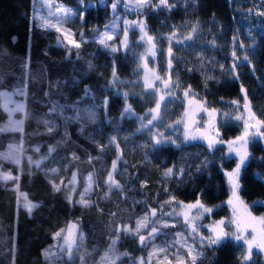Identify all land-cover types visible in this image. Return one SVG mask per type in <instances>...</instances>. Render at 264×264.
I'll return each mask as SVG.
<instances>
[{
    "label": "trees",
    "instance_id": "1",
    "mask_svg": "<svg viewBox=\"0 0 264 264\" xmlns=\"http://www.w3.org/2000/svg\"><path fill=\"white\" fill-rule=\"evenodd\" d=\"M56 1L78 13L68 26L76 35L83 33L87 38L79 49L62 46L55 32L34 24V0H0V91L23 90V95H16L25 104L23 131L0 132V149L17 142L24 156H43L39 168H28L24 158L20 165L0 159V167L12 168L19 176L18 181L0 180V264H48L43 250L53 242L54 234L70 222L79 221L86 249L105 245L110 236L114 237L117 225L134 228L135 220L147 215L150 207L159 211V205L170 196L183 202L199 199L212 207V218L227 216L224 171L235 166L236 160L228 156L224 146L209 148L193 140L154 148L149 130L137 131L140 125L134 116H121L126 105L142 112L154 102L148 94H130L138 75L142 45L137 33L131 32L125 51L111 54L92 40L112 16L108 5H100L97 0H91L89 7L81 3L86 0ZM168 4L174 6L146 10L144 16L149 34L160 39L159 52L165 47L163 37L173 31H189L191 39L187 44L172 46L175 81L178 72L180 87L191 85L211 107L225 108L227 102L245 101L246 90L251 112L264 120V16L257 14L264 12V0H168ZM208 42L216 46L209 47ZM233 49L239 52L240 59L231 70L229 53ZM245 55L248 60L243 59ZM113 69L119 80L115 85H111ZM85 88L93 95L85 97ZM123 93L128 96L125 98ZM104 100L108 101L106 108L102 106ZM54 104L75 105L96 115L92 121H66L50 111ZM180 108L178 103H166L161 109L176 113ZM74 115L71 107L64 108V116ZM7 116L0 97V124ZM44 120L56 122L52 133L47 132ZM240 126L237 122L222 126L223 138L235 135ZM112 137L116 144L109 143ZM50 146L55 149L51 154ZM247 152L249 158L240 171L239 191L251 212L261 214L264 207L254 202L264 201V138L249 139ZM73 154L79 159L74 160ZM117 157L120 159L114 179L123 188L112 189L105 198L109 190L102 181L107 179ZM174 166L184 168L185 175L178 176L174 170L171 178L165 177L164 172ZM52 169L59 171L53 173ZM74 171L78 176L75 196L86 185L89 174L96 181L90 198L95 202L93 206H81L75 196L69 202V191L63 185L59 192L54 191L52 182L60 184L63 180L66 185L65 180ZM21 194L35 200L38 207L29 213ZM159 236L156 240L162 242ZM101 246L93 257L100 256L104 248ZM116 249L128 253L117 264H130L137 254H148L147 246L131 235L122 234ZM203 251L204 256L196 264H264L260 252H254L248 262L241 261L239 246L231 238L213 248L205 246Z\"/></svg>",
    "mask_w": 264,
    "mask_h": 264
},
{
    "label": "snow or ice",
    "instance_id": "2",
    "mask_svg": "<svg viewBox=\"0 0 264 264\" xmlns=\"http://www.w3.org/2000/svg\"><path fill=\"white\" fill-rule=\"evenodd\" d=\"M121 2V0H116V2L112 3V9L115 11L117 9L118 4ZM43 5L48 9L47 15H41L39 16V20L41 22V26L47 29H55L58 32H62L65 39H67L68 44L72 45V47L79 49L81 47V44L77 42L75 39H73L68 31H65L62 29V25L66 23L69 19H71L73 16H77V11H74L71 8H67L63 5L56 4L53 5L51 3V0H42ZM165 8H171L174 5H169L168 0H159L158 4L152 5V0H134V10L139 12V10L145 8V7H154L155 9H159L160 7ZM125 8L133 7L132 0H129L128 3L124 4ZM54 9V10H53ZM83 9L80 10L82 13ZM258 15L264 16V12L257 13ZM125 28L123 31L124 39L122 41L123 47H127V25L130 23L133 27L138 28L144 35H142L140 38L141 40H145V37H147V41L151 42L154 37L147 36V33L145 31L146 25L142 21H125ZM196 28L194 27L192 29V32H196ZM81 37H83V33L80 34ZM175 32L172 34L171 37H168L169 40V47L167 49V61H166V77H160V76H152L150 77L149 74L146 72L144 75V88L145 89H154L153 95L156 94V92L159 91V89H156L155 82L156 80L160 81L161 87L166 91V93L169 96H172L173 91L180 87L179 85V73H176V81L172 80V61L175 59L172 55V47L171 42L175 38ZM188 39H191V36L187 37ZM15 39V38H13ZM113 37L109 35L107 32H105L100 40L99 43L103 45L105 48H109L111 52L119 51V48L114 46H109L107 44L108 40H112ZM236 38L233 37V42L235 43ZM61 45L62 41L60 42ZM179 43V41H177ZM240 47H243V43H240ZM152 48H155V45H152ZM70 51V49H69ZM151 51V50H150ZM152 55H155L154 52H151ZM232 56L236 59H240L236 56V52H232ZM244 60H248V56L245 55L243 57ZM91 67V65L89 66ZM232 68H236L235 61L232 64ZM238 75V74H236ZM119 80L116 76V71L113 69L112 71V81L111 85H115L118 83ZM243 90V89H242ZM244 91V98H245V104L243 105V108L247 111L248 115L247 118L243 115L235 117L236 120L243 122L244 132L241 136L237 137L236 140L241 142V146L237 148H233L232 145L235 143V141H223V140H214L213 138L209 137L206 133L198 132V130H194L188 120L182 118L181 120L176 121V124L183 123L184 125V135L183 139L184 141L189 140H197V139H205L207 140V144L209 148H214L217 143L223 144L227 143L229 145V152H235L237 156L239 157V163L237 164L236 168L228 173L229 182L232 187V197L234 199H230L228 201V204L233 205V216L231 219L227 221L229 225H233L235 228V231H226L225 230V220L215 221L211 225H204L203 227H206L209 230V235L204 236L200 233V226L197 225L196 221L203 219L205 214H209L213 211L212 208L205 206L199 199L196 200L195 203L190 204H184L183 201L177 200L175 196H170L168 200H166L163 204L159 205V212L157 211V208H149L148 214L141 217L140 219L135 220V227L133 228L132 225H117V227L114 229V237H109V243L107 245L106 250H104L103 254L100 256L99 264H117V261L120 259L121 256H127L128 253H118L116 249V245L119 243V241L122 238V234L124 236H134L138 238L141 245L149 246L151 242H154L155 238L161 234L162 228H171L175 227L174 224H169L165 217L172 218L173 216L180 217L182 224L184 226V229L186 232H188V235H185L184 232H177L175 233L174 239L172 244L167 245L166 247L161 248H153L151 252L148 254L147 260H145L144 257H140L138 260V264H152L153 260L156 261V264H172V260L169 259V255L172 256L173 260H175L176 264H196L198 258L204 256V247L213 248L215 246H219L228 239H233L235 241H243L244 248H245V254L241 257V259L245 262L250 261L252 259L253 250L259 249L261 252H264V229L257 230L253 228L252 233H248V228L252 227V225L248 221H259L261 224H264V216L261 217H254L250 212H246L245 216H238L235 211V203L240 202L239 197V190H240V171L241 167L245 164V162L248 160V152H247V144L249 141V138H255L257 136L264 137V131L261 130L262 127H264V120H260L256 118L255 114L251 112L249 102H247V92ZM15 94L23 95V90L16 89L13 93H7V92H0V97L5 98V103L3 105V108L5 111L9 114V120L5 125L0 126V132H22L23 131V120H14L12 119L13 115L16 112H24L25 106L23 104L17 103L14 108L9 109L8 103L11 102V96ZM195 96L196 93L191 88V85L187 86V88L184 90V97H188L189 95ZM92 92L89 88H85L84 90V96L90 97L92 96ZM125 98L128 96V93L123 94ZM165 100L164 95H160L159 99L155 102V107L152 109H149V114L151 115V119H148L146 123L143 122V118L141 117V126L137 129V131H143L144 129L148 128V126L153 125L154 121H157L158 119H162L160 117V108H161V102ZM192 102L189 101V104ZM233 104H236L239 106L238 101H233ZM108 101L104 100L102 106L107 107ZM65 107H71L74 111L75 115L72 117H66L64 116V108ZM201 109L208 113L209 116H211L213 113H215L217 110L215 108L211 109L209 112L208 109L203 108L202 105L200 106ZM51 112L55 113L58 117H61L68 120H82V119H88L90 121L94 120L95 118V112L82 110L79 108H76L75 105H58L54 104L51 109ZM84 111V115H81V112ZM136 113L132 109L131 105H127L121 112V116H128L132 117L135 116ZM184 117L190 118V113L186 110L184 113ZM42 123L46 126L47 132L52 133L57 125L54 120H44ZM192 124L195 123V121H191ZM169 127H172V125H169ZM151 129H149L150 131ZM153 147L155 148L158 145H163L167 143H175V141L171 140L169 137H165L163 133L156 132L153 136ZM110 144H116L115 137L110 138L109 141ZM178 146V145H177ZM22 149V145H21ZM243 149V150H242ZM55 149L54 147H49V154L53 152ZM101 150H103V146H101ZM20 150L14 148V146L9 145L8 152L0 153V159L2 160H10L12 163L16 165H20L21 159L18 155V152ZM36 151H39V148L36 149ZM74 160L79 159L75 154H73L72 157ZM120 157H117V161H113L111 165V171L108 173L107 179L102 181L103 183L108 185V193H105V198L108 196V194L112 191V189L122 190L123 185H121L118 181L114 179V175L116 173L117 169V162L119 161ZM29 164H35V167L39 168L41 165V160L32 161L31 157H28ZM89 162H91V158H89ZM175 173L178 176H184L185 175V169L181 167L174 166L173 168H168L164 172V176L171 178L173 173ZM53 173L58 172V169H52ZM19 180V176H13L10 172H2L0 171V180ZM86 179V187L84 190L79 194V199L76 201V203L80 204L81 206L88 208L95 204L94 201L90 199V193L93 187V184L96 183L94 181V178L92 174H89ZM264 179V177H262ZM53 183V189L54 191L59 192L61 190V186L63 185L70 193L76 192V184H77V172H73L71 175V178L68 180L67 185H64V181L61 180L60 184H56L54 181ZM98 186V185H97ZM69 202L72 200V196L69 195L68 197ZM254 204H259L260 206L264 207V201H255ZM171 211L165 212V206H172ZM26 209L29 211V213L32 211L33 208L38 207L37 204L32 203L31 201L27 200L26 194H25V205ZM180 208V211L177 212L176 208ZM195 209V214H193L192 210ZM111 216H115V213H110ZM145 230L147 231V236L142 235L141 231ZM250 236V238H249ZM54 239L57 240V243L54 245H50L48 248L44 249L42 252V255L45 257V259H59L63 257H67L68 260H73L74 256L79 254L80 248L82 246V242L84 239V234L80 229L79 221L76 222H70L69 225L66 228H61L59 231H57L54 234ZM191 241V243L189 242ZM53 249H56V251H53ZM181 250H183V255H181ZM162 256V258H161ZM185 257H188L189 259L185 260ZM79 259L83 261V256H79Z\"/></svg>",
    "mask_w": 264,
    "mask_h": 264
},
{
    "label": "rangeland",
    "instance_id": "3",
    "mask_svg": "<svg viewBox=\"0 0 264 264\" xmlns=\"http://www.w3.org/2000/svg\"><path fill=\"white\" fill-rule=\"evenodd\" d=\"M97 2L100 5H108L110 10H111L112 16L107 20V23L92 36V40H95L99 46H101L106 51L110 52L111 54L115 53V52H111L109 50V48H105L103 45H101L99 43V40H100L101 36L105 32H107L109 35H111L113 37L112 40H108L107 41V44L109 46L117 47V48H119V50H122V51H125L128 48V46H129L131 32H136L137 33V35H138L137 40L142 44L141 45V49H140V54H139V57H138V64H137L138 75L136 77V80H134V84L132 85V89H131L130 94H134V95L138 94V93L148 94L149 96L153 97L154 102H153V105L151 107H149L148 109H146V110H144L142 112H135L136 113V115L134 116L135 117V121L141 126V122H142L141 119H140L141 117L143 118V122L144 123H146L148 119H151V115L149 114V109H152V108L155 107V102H156V100L159 99L160 95H164L165 96V100L163 102H161V108L166 103H170V105H172L173 103H176V104L178 103V104L181 105V108L176 113H174V112L170 113L169 111H171V110H168V111L164 112L160 108V117H162V119H158L157 121H154L153 125H150V126H148V128H146V130L151 129L149 131V134H150L149 136H150V139L152 140L151 142L154 143L153 136H154V134L156 132L163 133V135L165 137H169L171 140L175 141V143H170V144L177 145V144H180L182 142H188V141H184V139H183V135H184V125H183V123H181L179 125L176 124V121L181 120L182 118H184V119L188 120V122L190 123L191 127L194 130H198V132L206 133L209 137L213 138L214 140H223V141H226V142L227 141H235V143L232 145V147L233 148L240 147L241 146V142L237 141L236 138L243 134L244 127H243V122L236 120L235 117L243 115V116H245L247 118L248 113L243 108V105L245 104L244 100L238 101L239 102V106H237L236 104H233L232 103L233 101H231V102H227L226 103L225 108H219V107H211V106H209L207 104V102L203 98H201V96L198 93H196V92H194V93H196L195 96L190 94L188 97H184V90L186 89L184 87H179V88L175 89L173 91L172 96H169L166 93V91L161 87L160 81H158V80L154 81L156 89H159V91L156 92L155 95H153V92L155 91L154 89H145L144 88V75H145L146 72L149 74L150 77H152V76H160V77L167 78L166 77V61H167L166 53H167V49L169 47L168 37H171L172 34L175 32L176 35H175V38L171 42V47L173 45H179V44L185 45L188 42L187 41L188 40L187 37L189 36V31L188 32H183V33H178L177 31H173L170 34V36L163 37V41H164L165 47H164L163 50H161L159 52V48H158V45H157V40L159 41L160 39H157V36L150 35L147 26H146V29H145V31L147 33V36L154 37V39L151 42L147 41V37H145V40H141L140 37L142 35H144V33H142L138 28L133 27L129 23L127 25V47L125 48L122 45V41L124 39L123 31H124V28H125V23L124 22L125 21H128V22H131V21H142L145 24V16H144L145 13L148 10L150 11V10H157V9H155L154 7H145L143 9L139 10V12H137L136 10H134V0H132L133 7H129V8H125L124 7V4L128 3L129 0H121V2L117 6V9L114 11L112 9V3L116 2V0H97ZM51 3L53 5L60 4V5H63L65 7H67V8H71V7L66 6V5H64V4H62V3H60V2H58L56 0H51ZM81 3L82 4L86 3L85 6H87V7L92 6V4H93V2L91 0H86L85 2L81 1ZM158 3H159V0H152V5H155V4H158ZM33 6H34L33 7L34 8V11H33V13H34L33 22H34V24L38 25V27L44 28V27L41 26V22L39 20V16H41V15H45L46 16L47 12H48V9L43 5L42 0H34V5ZM160 8L161 9H165V7H163V6L160 7ZM71 9H73V8H71ZM74 17L75 16H73L71 19H69L61 27H62L63 30L68 31L69 35L73 39H75L79 43H82L83 41L87 40L85 34H83V37H81V35L78 36V35H76V32H74V30H72L68 26V22L70 20H72ZM83 17H84V15L82 16V19H83ZM44 29H47V28H44ZM47 30L55 32L57 43L62 41V43L65 46H67L68 48H74V47H72V45L68 44V41H67V39L64 38L62 32H58L55 29H47ZM195 33H194V35H195ZM177 41H179V43H177ZM153 44L155 45V48H152ZM207 46L213 48V47L216 46V44L213 43V42H208ZM241 50L244 51L245 47H241ZM233 51H235V52H238V51L233 49L229 53L230 59L234 62L237 59L232 56V52ZM151 52H154L155 55H152ZM158 53H159V55H158ZM236 56L240 58L239 52H238V54L236 53ZM231 70H233L232 67H231ZM172 74H173V72H172ZM171 78H172L173 81H175L173 75H172ZM0 92L13 93L15 91H13V90H1ZM1 98H2V105H4L5 98L4 97H1ZM189 101H191L192 103L189 104ZM17 103L23 104L25 106L24 101H22V99H19V97L16 94L12 95L11 96V102L8 103V108L9 109L14 108ZM201 105H202L203 108L208 109L209 112L213 108H215L217 111L215 113H213L211 116H209L208 113L204 112L201 109V107H200ZM186 110L190 113V118L184 117V113H185ZM23 114H24V112H16L13 115L12 119H14V120H23ZM8 120H9V114L7 116V119L3 123H1L0 126L5 125L8 122ZM193 120L195 121L194 124L191 123V121H193ZM232 122L240 123V125H241L240 126L241 127L240 130L233 136H228L226 138H223L222 132L220 130L221 127L224 126V125H231ZM169 125H172V127H169ZM22 127H23V125H22ZM261 130L263 131V128H261ZM262 138H264V137L257 136L255 138L250 137L249 139H251V140H253V139L262 140ZM189 141H193V140H189ZM197 141L203 142V143H205L208 146L207 140H205V139H197ZM9 145H12V146H14V148L20 150L18 152V155L20 156V159H21V163L20 164H22V160L24 158L27 161V165L26 166H28V168H32L33 165H35L34 163L33 164H29L28 157H31L33 162L37 161V160H42V158H43V156L32 157V156H29V154L24 156L22 154L21 145L18 144L17 142H14V143L10 142L6 147L0 149V153L8 152ZM217 145L224 146L228 156H231V155L234 156V158L236 160V164L232 168L227 169V170L224 171V177H225V181H226V184H227V187H228V195H227V199L225 200L226 207L228 208L227 216H225V217L224 216H220L218 218H212L210 216V213H209V214H205L203 219L196 221L197 225L200 226V233L202 235H204V236H208L210 233H209V230L206 227H203V226L204 225H211L213 222L220 221V220H225V226L224 227H225L226 231H235L234 226L233 225H229L227 223V221L229 219H231L232 216H233V205L228 204V201L230 199H234L232 197V187H231V184L229 182L228 173L232 172L236 168L237 164L239 163V157L237 156V154L235 152H231V153L229 152V145L227 143H223V144L217 143L216 146ZM0 171H2V172H10L13 176H16V172L12 168L0 167ZM71 175H72V173H71ZM71 175L69 176V178L67 180H65V182H66L65 184L66 185L68 183V180L71 178ZM2 181H4V180H2ZM15 186L18 187L17 183L15 184ZM85 187H86V185L84 186V188ZM94 187H95V185L93 184L91 193L89 194L90 198L93 195ZM77 188H78V176H77L76 190H77ZM84 188L82 189V191L84 190ZM75 193H70L69 192V194L72 196V198L75 196ZM79 194L77 196H75L77 198V200L79 199ZM21 195H22L21 199L23 198L22 199V204L25 205V194H21ZM239 197H240V201H242L243 203L236 202L234 200L235 211H236L238 216H245L246 212H250L252 214V216H254V217L264 216V213L255 214V213L251 212L250 206L243 201V199H242V197L240 195V191H239ZM27 200L31 201L34 204H37L35 200H31L28 197H27ZM179 201H182V200H179ZM195 202L196 201L184 202V204H190V203H195ZM205 206L212 208L211 206H208V205H205ZM218 206L219 205L214 206V208H216ZM173 207H174V205L165 206L164 211L165 212L171 211ZM150 208H152V207H150ZM176 211L179 212L180 208L177 207ZM192 212H193V214H195V209H193ZM165 220L169 224H174L175 227L162 228L161 229V234H160L162 236V239H163L162 242L163 241H167V243L158 242L156 240V238H155L154 242H151L150 245L147 246L148 254H149V252H151L153 250V248L166 247L167 245L172 244L173 238L171 236L175 235L174 232H176V233L177 232H184L185 235H188V232L185 231L180 217L173 216L170 219L165 217ZM248 222L252 225V227L248 228V233H252L253 228H255L257 230L264 229V224H261L259 221H248ZM141 234L147 236V231L142 230ZM161 236H159V238H161ZM249 238H250V236H249ZM189 242L191 243V241H189ZM56 243H57V240L54 239L53 242L49 243L45 247V249L48 248L50 245H54ZM235 243L238 244V246H239L240 259H241V257L245 254V248H244L243 241H235ZM107 245H108V243L105 244V245H102V246L101 245H96V247L92 246V248H90V249L87 248L86 249L84 247V245L82 244V246L80 248V251H79V254L74 256L73 260H68L67 257H63V258H59V259H47L48 260V264H99L100 256L103 254L104 250H106ZM98 246L104 247L103 251L100 254V256L93 257V253L97 249ZM53 251H56V249H53ZM117 252H118V250H117ZM254 252H260V253H262V255H264V252H261L259 249H254L253 253ZM148 254H145V253L137 254L135 256V258L133 259L134 262H131L130 264H138V260H139L140 257H144L145 260H147ZM181 255H183V250H181ZM79 256H83V258H84L83 261H81L79 259ZM170 257H172V256L169 255V259H171ZM120 258H122V256ZM161 258H162V256H161ZM187 259H189V258L185 257V260H187ZM172 261H174V263L172 262V264H176L175 260H172ZM241 261H243V260L241 259ZM152 264H156V261L153 260Z\"/></svg>",
    "mask_w": 264,
    "mask_h": 264
}]
</instances>
